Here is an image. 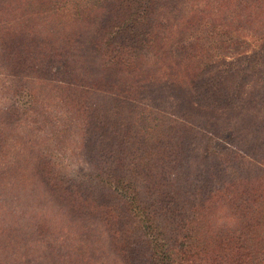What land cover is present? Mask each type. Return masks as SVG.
<instances>
[{"label":"trees","instance_id":"trees-1","mask_svg":"<svg viewBox=\"0 0 264 264\" xmlns=\"http://www.w3.org/2000/svg\"><path fill=\"white\" fill-rule=\"evenodd\" d=\"M2 2L0 191L65 217L45 262L264 264V0ZM37 84L68 106V158L13 149Z\"/></svg>","mask_w":264,"mask_h":264},{"label":"rangeland","instance_id":"rangeland-1","mask_svg":"<svg viewBox=\"0 0 264 264\" xmlns=\"http://www.w3.org/2000/svg\"><path fill=\"white\" fill-rule=\"evenodd\" d=\"M233 34H236V32ZM173 36H175L174 33L172 34ZM94 64L96 71L99 70V60L96 57H94ZM83 70L85 71V68ZM35 90H37V96L33 99V105L35 106V116H37L35 122V127L37 128L33 129V126H29L28 124L27 126L20 127L16 131V139L12 145L13 149L18 150V154L21 152L29 153L31 151L53 150L55 154L59 156L66 155L65 158H68L73 153V149L76 148L75 131L72 130L74 129L73 123L66 125L70 120L67 117L69 114L67 113L68 106L60 99H55V95L49 93V90L45 88L44 84H37ZM25 100L23 99L22 103L25 104ZM173 101L172 98L171 103L170 98L164 103V108L167 110L166 112L170 118H177L179 121H183L190 116L192 110H190L189 106L175 107ZM208 109L209 107L207 106V111ZM29 159L27 162H23L21 166L27 168ZM72 165L70 168L74 170L75 163H72ZM12 185L18 188L15 180L12 181ZM6 193L10 195L0 196V227H3V223L6 220L11 222L13 237L6 241L5 246L7 249L2 245L4 241L0 240V264H50V261L45 262L47 261L45 256L48 253L57 250L65 251L64 248L58 249L60 246L58 240L60 239L61 242H64V232L61 230L65 225L67 226L65 217L56 207H52L50 202L39 198L37 192L25 194L22 190L21 192L14 190L13 194H11L7 191L5 193L4 191H0V195ZM17 196L18 199L16 202H11L12 198L15 200ZM48 219L55 225V233L52 236V239L55 241L51 239L49 243L42 239H37L33 231L34 227L41 220L42 222H46ZM21 237L23 239L26 237L27 241L23 243ZM9 252H12L13 257H7Z\"/></svg>","mask_w":264,"mask_h":264}]
</instances>
